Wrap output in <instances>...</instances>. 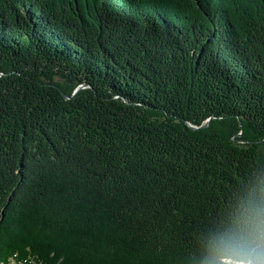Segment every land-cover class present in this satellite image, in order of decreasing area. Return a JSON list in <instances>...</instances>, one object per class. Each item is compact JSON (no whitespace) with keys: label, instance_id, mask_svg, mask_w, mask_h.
Masks as SVG:
<instances>
[{"label":"trees","instance_id":"trees-1","mask_svg":"<svg viewBox=\"0 0 264 264\" xmlns=\"http://www.w3.org/2000/svg\"><path fill=\"white\" fill-rule=\"evenodd\" d=\"M264 196V0H0V264H205Z\"/></svg>","mask_w":264,"mask_h":264},{"label":"clouds","instance_id":"clouds-1","mask_svg":"<svg viewBox=\"0 0 264 264\" xmlns=\"http://www.w3.org/2000/svg\"><path fill=\"white\" fill-rule=\"evenodd\" d=\"M205 264H264V196L216 235Z\"/></svg>","mask_w":264,"mask_h":264}]
</instances>
